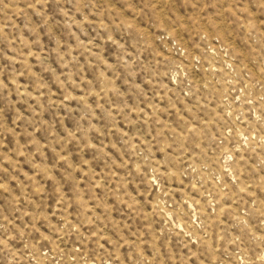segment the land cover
Wrapping results in <instances>:
<instances>
[{
	"label": "rangeland",
	"instance_id": "1",
	"mask_svg": "<svg viewBox=\"0 0 264 264\" xmlns=\"http://www.w3.org/2000/svg\"><path fill=\"white\" fill-rule=\"evenodd\" d=\"M0 264H264V0H0Z\"/></svg>",
	"mask_w": 264,
	"mask_h": 264
}]
</instances>
